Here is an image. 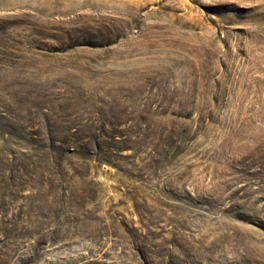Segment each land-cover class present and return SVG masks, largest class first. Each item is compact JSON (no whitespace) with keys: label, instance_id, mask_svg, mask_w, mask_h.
Listing matches in <instances>:
<instances>
[{"label":"rangeland","instance_id":"obj_1","mask_svg":"<svg viewBox=\"0 0 264 264\" xmlns=\"http://www.w3.org/2000/svg\"><path fill=\"white\" fill-rule=\"evenodd\" d=\"M0 264H264V0H0Z\"/></svg>","mask_w":264,"mask_h":264}]
</instances>
